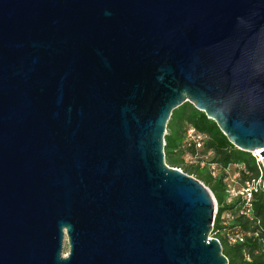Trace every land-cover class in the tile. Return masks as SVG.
Listing matches in <instances>:
<instances>
[{"label": "water", "instance_id": "obj_1", "mask_svg": "<svg viewBox=\"0 0 264 264\" xmlns=\"http://www.w3.org/2000/svg\"><path fill=\"white\" fill-rule=\"evenodd\" d=\"M185 103L264 158V0H0V264H228Z\"/></svg>", "mask_w": 264, "mask_h": 264}, {"label": "trees", "instance_id": "obj_2", "mask_svg": "<svg viewBox=\"0 0 264 264\" xmlns=\"http://www.w3.org/2000/svg\"><path fill=\"white\" fill-rule=\"evenodd\" d=\"M193 126L198 132L207 137L203 154L212 153L211 162L220 166L230 164L244 165L246 173H242V181L258 176V166L255 157L249 152L236 148L219 129L217 124L210 120L204 112L197 110L191 103H185L176 109L167 126L165 137L166 163L174 168H181L184 173L194 176L202 182L214 195L218 211L214 222V237L218 239L223 248L228 264H264V190L254 193L253 219L249 220L240 215V200L228 203L227 188L223 177H213L207 168L190 165L185 160L186 151L182 148L186 131ZM230 213L227 229H239L250 233L243 243L232 244L221 231L222 218ZM219 230V233L217 231Z\"/></svg>", "mask_w": 264, "mask_h": 264}, {"label": "built area", "instance_id": "obj_3", "mask_svg": "<svg viewBox=\"0 0 264 264\" xmlns=\"http://www.w3.org/2000/svg\"><path fill=\"white\" fill-rule=\"evenodd\" d=\"M207 137L198 132L193 126H189L186 131L185 139L183 141L182 148L186 151L185 160L190 165L200 166V168H207L213 177L221 176L227 188V201L228 203H233L240 200L239 205L241 210L240 215L245 216L247 219H253V197L254 193L264 190V158L260 155L259 151L251 152L253 157L256 159L258 166V176L253 179H248L242 181V173H246L244 165L241 164H230L228 166H220L215 162H211L209 157L212 153L203 154L205 142ZM179 171L183 170L181 168H176ZM194 177V176H193ZM239 185V188L236 186ZM218 211V206L216 203V215ZM216 218V217H215ZM222 226L225 227L222 233L225 237L232 243H243L250 233L245 232L238 227L234 229H227L229 221L223 215ZM214 231V225H213ZM219 233V230L217 231ZM215 235V232L212 233ZM215 238V237H213Z\"/></svg>", "mask_w": 264, "mask_h": 264}, {"label": "rangeland", "instance_id": "obj_4", "mask_svg": "<svg viewBox=\"0 0 264 264\" xmlns=\"http://www.w3.org/2000/svg\"><path fill=\"white\" fill-rule=\"evenodd\" d=\"M209 159H211V157H209ZM237 188H239V185L236 186ZM215 211H216V206H215ZM224 217L226 218L227 221L231 220L232 219V216L230 215V213H225L224 214ZM214 236L211 235V238H213ZM64 255H66L68 252H69V247H68V244L67 242L65 243V246H64Z\"/></svg>", "mask_w": 264, "mask_h": 264}]
</instances>
